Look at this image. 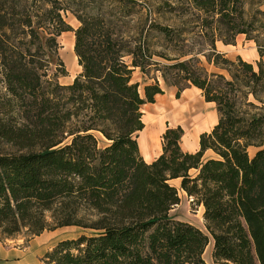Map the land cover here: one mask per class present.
Here are the masks:
<instances>
[{
  "label": "trees",
  "instance_id": "trees-1",
  "mask_svg": "<svg viewBox=\"0 0 264 264\" xmlns=\"http://www.w3.org/2000/svg\"><path fill=\"white\" fill-rule=\"evenodd\" d=\"M66 31L81 70L61 84ZM239 35L255 64L218 51ZM136 68L155 71L142 92ZM159 76L176 97L199 89L217 121L195 151L166 127L148 162L137 136ZM173 179L205 231L169 215ZM70 225L95 233L59 241L44 264H208L210 240L216 262L264 264V0H0V236Z\"/></svg>",
  "mask_w": 264,
  "mask_h": 264
},
{
  "label": "rangeland",
  "instance_id": "rangeland-1",
  "mask_svg": "<svg viewBox=\"0 0 264 264\" xmlns=\"http://www.w3.org/2000/svg\"><path fill=\"white\" fill-rule=\"evenodd\" d=\"M153 2V1H151ZM66 21L72 28L77 27L79 24L78 21L71 14H67L65 17ZM164 19V18H163ZM163 22H166L162 20ZM170 22V21H169ZM186 44L189 46L194 44L198 39L195 37V34H185ZM58 41V56L64 63L66 74L58 78L59 83L68 84L71 83L75 75L81 70L80 66L77 63V58L74 54L73 42H74V33L73 31H66L61 33L57 37ZM217 49L219 52L223 53L227 58L235 60L236 57H241L243 60L252 62L255 64L259 60V55L257 51L256 43L253 40H248L244 35H239L236 37L234 44L224 45L220 42L217 43ZM202 64L208 71L223 72L224 71L213 67L206 63L204 57L200 56ZM156 60L161 63L166 61L160 57H155ZM129 60V58H127ZM155 74L154 70L149 72V75L146 76L143 74L140 69L136 68L132 73V81L139 83V90L142 92L143 86L147 83H151V76ZM156 74H159L158 72ZM160 85L163 87V95L158 96V98L167 97L170 100L177 102L180 101L182 96L186 95L189 100H191L194 108L193 114L189 115H178L175 113L172 108L170 109L164 101L162 109L157 110L156 103L149 105L148 107H142L143 111V121L146 123L149 120L159 118L160 126L163 127H174L180 125L183 128V135L181 138V148L193 149L195 142L197 141L199 134L204 131H209L211 126L217 120V113L215 106L212 103H207L204 101V98L201 94V91L195 87H187L182 90L179 94V97H176L177 87L166 84L160 76L158 77ZM156 102V99L155 101ZM160 113H159V112ZM153 120V121H154ZM99 146L105 144L104 139L97 134ZM212 156L210 151H207L203 158ZM191 173L194 170L190 171ZM170 183L177 187L180 200L175 204L169 211V215L174 220H180L184 222L191 223L192 225L200 228L205 231L203 217H202V206H199L192 202V197L186 195V193L180 188L179 180H170ZM95 231L89 228H84L76 225L62 226L55 228L53 230H44L41 234V237L37 238L35 236H27L24 233L12 236V237H2L0 236V249H6L9 251L16 252V256L13 258L15 262H7L6 259L0 258V264H18V262L23 261L22 264H44V256L47 251L54 247L59 241L65 239H73L78 236L91 235ZM40 236V235H39ZM28 254V256H27ZM203 258L208 264H226L223 261L216 262L212 256V241L210 240L208 245L205 247L203 252ZM27 257V258H26ZM26 258V259H25ZM11 259V258H10Z\"/></svg>",
  "mask_w": 264,
  "mask_h": 264
},
{
  "label": "crops",
  "instance_id": "crops-1",
  "mask_svg": "<svg viewBox=\"0 0 264 264\" xmlns=\"http://www.w3.org/2000/svg\"><path fill=\"white\" fill-rule=\"evenodd\" d=\"M72 48H73V46L71 47V49ZM161 95H163V93L157 94L155 96L156 102L145 103L143 106L148 107L149 105H153L156 103L155 107L157 108V110H160V109H162V105H163L164 101L167 100L166 105H168L169 108L171 107L172 110L175 113H178V115H180V116L189 115V114L194 113L192 110L194 108V106H193L191 100H189V98L186 95L182 96L180 101H177V102L170 100V98L167 99V97H164V98L162 97V98L157 99V97L161 96ZM207 103H211V102H207ZM143 116H144V114H143ZM153 120L154 119L149 120L148 123L144 122V128L140 132H138V136H137V142H138L140 154L142 155L144 160L148 161V162L153 160L154 158H156L161 153V138H160V136H161L162 132L164 131V129L166 128V127L161 128V126L159 124L160 123L159 118H156V120H154V121ZM216 121L214 122V124L216 123ZM198 140H199V137H198L197 141L195 142V145H194L195 147L193 149L184 148V151H195L196 149H198ZM173 180H179V179H173ZM39 235L35 236L36 239L41 237V234H39ZM15 256H16V252H14V251H9L6 249H0V258L2 257L3 259L8 260V261H4V263L15 262L13 260V258ZM27 256H28V254H27ZM23 261L18 262V264H22Z\"/></svg>",
  "mask_w": 264,
  "mask_h": 264
}]
</instances>
